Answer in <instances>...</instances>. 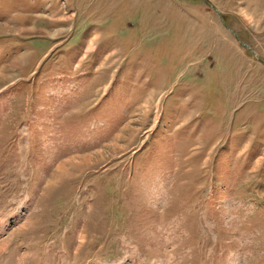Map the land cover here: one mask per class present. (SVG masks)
Returning <instances> with one entry per match:
<instances>
[{"label": "rangeland", "instance_id": "1", "mask_svg": "<svg viewBox=\"0 0 264 264\" xmlns=\"http://www.w3.org/2000/svg\"><path fill=\"white\" fill-rule=\"evenodd\" d=\"M0 264H264V0H0Z\"/></svg>", "mask_w": 264, "mask_h": 264}, {"label": "bare ground", "instance_id": "2", "mask_svg": "<svg viewBox=\"0 0 264 264\" xmlns=\"http://www.w3.org/2000/svg\"><path fill=\"white\" fill-rule=\"evenodd\" d=\"M124 129V128H123ZM127 129V128H126ZM122 131H124V130H122ZM121 137H122V135H121V132L116 136V137H114L118 142H119V139H121ZM115 139L111 142V144H109L111 147H113V148H115L116 147V145H117V143H115ZM96 153H98L99 155H101L102 153H103V151L101 150H99V151H97ZM97 154V155H98Z\"/></svg>", "mask_w": 264, "mask_h": 264}, {"label": "water", "instance_id": "3", "mask_svg": "<svg viewBox=\"0 0 264 264\" xmlns=\"http://www.w3.org/2000/svg\"><path fill=\"white\" fill-rule=\"evenodd\" d=\"M205 2H207V0H205ZM212 8L216 11V12H218V10L214 7V6H212ZM234 33V32H233ZM234 35H235V37L237 38V35L234 33ZM242 43V45H244V46H247L245 43H243V42H241Z\"/></svg>", "mask_w": 264, "mask_h": 264}]
</instances>
